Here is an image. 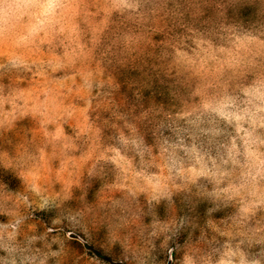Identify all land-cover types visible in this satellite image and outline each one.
<instances>
[{
	"label": "rangeland",
	"instance_id": "374dc122",
	"mask_svg": "<svg viewBox=\"0 0 264 264\" xmlns=\"http://www.w3.org/2000/svg\"><path fill=\"white\" fill-rule=\"evenodd\" d=\"M264 264V0H0V264Z\"/></svg>",
	"mask_w": 264,
	"mask_h": 264
},
{
	"label": "trees",
	"instance_id": "16d2710c",
	"mask_svg": "<svg viewBox=\"0 0 264 264\" xmlns=\"http://www.w3.org/2000/svg\"><path fill=\"white\" fill-rule=\"evenodd\" d=\"M117 264H123L122 262H117Z\"/></svg>",
	"mask_w": 264,
	"mask_h": 264
}]
</instances>
